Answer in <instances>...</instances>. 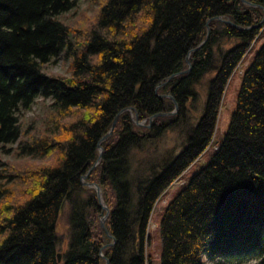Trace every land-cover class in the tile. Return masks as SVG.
<instances>
[{
    "label": "trees",
    "instance_id": "16d2710c",
    "mask_svg": "<svg viewBox=\"0 0 264 264\" xmlns=\"http://www.w3.org/2000/svg\"><path fill=\"white\" fill-rule=\"evenodd\" d=\"M88 1L98 6L93 18L71 28L60 16L80 0H0V264H151L155 205L206 150L225 86L263 34L264 25L255 27L264 0H245L253 7L241 0ZM207 30L205 44L189 55V73L166 82L188 69V53ZM59 60L69 75L46 74ZM210 73L207 99L194 114L196 86ZM38 100L50 115L43 135L31 137L23 126L36 119L22 120ZM175 104L176 114L167 116ZM126 109L144 126L130 111L110 131ZM157 114L166 116L147 128ZM109 132L87 182L102 191L110 237L100 227L106 213L96 193L80 182ZM166 137L174 139L169 149ZM217 147L167 205L160 264L251 256L264 264V44L243 74ZM9 155L15 162L1 160ZM64 203L68 244L59 253L55 229Z\"/></svg>",
    "mask_w": 264,
    "mask_h": 264
},
{
    "label": "rangeland",
    "instance_id": "374dc122",
    "mask_svg": "<svg viewBox=\"0 0 264 264\" xmlns=\"http://www.w3.org/2000/svg\"><path fill=\"white\" fill-rule=\"evenodd\" d=\"M98 6H96L95 3L88 1V0H80L79 7L75 11H71L67 14L61 15L60 20L64 22L68 27H75L80 28L83 27L82 23H84L87 20H90L93 18V15L95 11L97 10ZM233 42L232 44H234ZM264 44V28H263V34L261 38L257 37L251 47L249 48L245 59L237 66L235 72L230 77L227 85L225 86L220 106L217 112V117L215 121V125L213 128V133L211 137V141L208 144L206 150L204 153L191 165L190 168H188L182 176L173 183L172 187L167 191V193L156 203L154 211L151 216L150 224H149V244L147 247L148 254L151 258V264H160L161 260V253H162V239H161V232H160V224L163 219L165 210L167 208V205L175 198L179 192H181L186 186L191 178L200 172L202 168L207 166L209 162L211 161L215 151L218 149L217 145L219 146L222 142L224 135L226 134L229 124L231 122L232 114L236 109L237 105V98L242 86L243 82V74L246 71L247 67L251 62L253 61L255 55L261 48V46ZM45 73L48 75L52 74H59L62 76H68L69 73V66L68 63H64L62 60H59L56 63H52L45 66ZM215 73H210L204 76L202 81L198 86H196V91L198 93V102L195 105L196 112L194 114H200L201 110L203 108V104L205 103L207 99V92L210 81L214 78ZM49 102H46V105H48ZM131 109H126L125 111H128ZM177 112V111H176ZM126 112H121L116 116V122L117 119ZM130 117L133 120L134 124L135 122L139 124L138 127H143L146 121L139 122L138 116L130 112ZM173 113V112H172ZM171 114V113H170ZM50 113L48 112V108L45 106L43 107L40 100L36 102V104L33 106L32 110L27 112L22 120L23 123L28 122L30 119H36L34 122V125H29L28 123L23 126V129L29 128V132L31 133L29 135L39 136L43 135L40 133L41 127L43 123H45L49 118ZM135 116H137V119H135ZM169 116V114L167 115ZM199 115H196V118H198ZM154 121V120H153ZM151 121V124L152 122ZM116 124V123H115ZM150 124V119L148 121L147 128ZM35 130V131H34ZM170 138V136H168ZM168 138L166 137L163 148H171L173 144V140L169 142ZM15 146H13L14 148ZM217 148V149H215ZM1 160L3 162H12L13 159L12 156H3L1 157ZM20 161H24L20 160ZM44 160H40V162H43ZM17 188V187H16ZM86 189H89L85 187ZM92 190V189H89ZM94 191V190H93ZM95 192V191H94ZM69 211L70 207L69 204L64 203L62 206L56 223V229L55 232L57 236L61 239V242L59 244L58 252L63 253L67 250V230H68V218H69ZM206 264H220L217 261L210 262L207 261ZM223 264H261L260 259L257 256H251L249 258H243L233 261L224 262Z\"/></svg>",
    "mask_w": 264,
    "mask_h": 264
},
{
    "label": "water",
    "instance_id": "95a60500",
    "mask_svg": "<svg viewBox=\"0 0 264 264\" xmlns=\"http://www.w3.org/2000/svg\"><path fill=\"white\" fill-rule=\"evenodd\" d=\"M241 1H242V3H244L245 5H247V6H249V7H253V5L246 3L245 0H241ZM213 21H218V22L225 23V24H227V25L233 27L234 29H236V30H238V31L249 30V29L240 28V27H238V26L232 24L230 21H228V20H224V19L219 18V17L214 18ZM262 24H264V16H263V19H262L261 23H260L258 26H256L255 28H256V29H259V28L262 26ZM207 27H208V26H207ZM252 29H253V28H252ZM209 34H210L209 30H207V36H206L205 41L202 42L198 47H196L195 49L191 50V51L188 53V56H187V58H186V65L188 66V69L185 70V71H183V72H181V73H179V75H183V74H187V73H189L190 68H191V66H190V62H189V55H191L192 53L196 52L201 46H203V45L205 44V42H206V40H207ZM173 77H175V76H172V77H170L169 79H171V78H173ZM165 84H166V83H165ZM165 84H163L162 86H164ZM128 111H130V110H128ZM176 111H177V106H176V104H175V111H174L173 113L169 114V116H172V115L176 114ZM121 112H127V111L123 110V111H121ZM121 112H120V113H121ZM120 113H119V114H120ZM161 116H166V115L157 114V115L152 116V117L150 118V124H151V121H153V120H155L156 118L161 117ZM135 119H137V116H135ZM115 123H116V117H115V119H114V122H113V124H112V127H111L110 131L113 129ZM135 125H136V126H139V124L136 123V122H135ZM148 127H149V126H148ZM109 136H110V132H109L107 135H105V136L101 139V141L99 142V144H100L101 142H103L104 140H106ZM98 148H99V147H98ZM101 156H102V151L99 152V157H98V160L96 161V163H95L94 165H92V167L89 169V171H88L84 176H82V177L80 178V182H81V184H82L83 187H87V188L92 189V190L95 191L96 196H97V199H98V203H99V205H100L102 211H104V212L106 213L105 216H103V217L100 219V227L105 231L106 235H107L108 237H110V235L106 232L105 227H104V222L106 221V219H107V217H108V209H107L106 206L104 205L103 198H102V191H101V189H100V187H99L98 185H96V184H89V183L86 181V180H87V177L90 175V173L92 172V170H94V169L98 166V164L100 163V161H101ZM112 245H113V244L106 245L103 249H105V248H109V247H111ZM103 249H102V250H103ZM101 256H102V258L104 259V257H103L102 254H101ZM57 260H58V262L61 261V255H60V254H58V256H57ZM105 264H108V262L105 261Z\"/></svg>",
    "mask_w": 264,
    "mask_h": 264
},
{
    "label": "bare ground",
    "instance_id": "6f19581e",
    "mask_svg": "<svg viewBox=\"0 0 264 264\" xmlns=\"http://www.w3.org/2000/svg\"><path fill=\"white\" fill-rule=\"evenodd\" d=\"M262 25H264V24H262ZM182 72H183V71H182ZM180 73H181V72H180ZM173 76H176V77H177V76H180V75H179V73H178V74L173 75ZM171 77H172V76H171ZM169 78H170V77H169ZM169 78L166 80V82H169V81H170L171 79H173L174 77L171 78V79H169ZM166 82H165V83H166ZM165 83H164V84H165ZM165 85H166V84H165ZM100 144H101V143H100ZM100 144L97 145V151H98V152L102 151V148L100 147ZM98 147H99V148H98ZM88 171H89V170H88ZM88 171H87V172H88ZM87 172H86V173H87ZM83 176H84V175H83ZM87 178H88V177H87ZM86 181H87V180H86Z\"/></svg>",
    "mask_w": 264,
    "mask_h": 264
}]
</instances>
